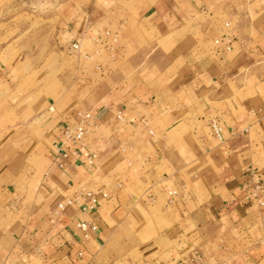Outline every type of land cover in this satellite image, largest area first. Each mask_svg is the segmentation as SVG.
Returning a JSON list of instances; mask_svg holds the SVG:
<instances>
[{"label":"crops","instance_id":"1","mask_svg":"<svg viewBox=\"0 0 264 264\" xmlns=\"http://www.w3.org/2000/svg\"><path fill=\"white\" fill-rule=\"evenodd\" d=\"M52 1L59 61L80 42L96 57L131 52L133 63L155 48L170 65L114 72L87 104L77 96L53 101L62 92L48 84L51 56L39 61L15 44L24 0H0V12L14 14L0 21V264H124L130 249L114 242L126 237L118 228L130 204L149 201L161 210L157 257L141 253L134 264H264V205L247 198L264 177V0ZM225 21L230 50L216 44ZM85 112L98 125L83 143L64 145L70 157L60 167L62 130ZM125 134L150 156L139 176ZM84 186L110 197L93 213L70 208L54 222L58 202ZM82 220L98 230L86 234Z\"/></svg>","mask_w":264,"mask_h":264},{"label":"rangeland","instance_id":"2","mask_svg":"<svg viewBox=\"0 0 264 264\" xmlns=\"http://www.w3.org/2000/svg\"><path fill=\"white\" fill-rule=\"evenodd\" d=\"M22 3L23 10L19 11L22 14L18 16L15 15L16 17L14 19L18 24L19 33V37L15 40V44H17V48L24 53L27 51L34 52L38 56L39 61H43L46 57L51 56L52 59H49L47 62L48 65L52 66V77L48 84L51 89H61L62 92L60 95L52 96L53 101L58 102L57 100L60 98L71 99L77 96L81 99L82 103L87 104L90 97L94 98V94L100 91L107 82V78L114 72L121 74L124 71L129 73L135 70L154 71L155 69L160 70L170 65L169 60L158 54L155 48H152L153 51L151 55L148 56L147 60L139 63L127 61L131 52H127V55L117 53L116 51H112L111 53L104 52L96 57L95 53L89 54L85 52L84 49H81L83 51L81 55L82 62L80 59H77L81 50L77 52L73 50H63L61 52L62 59L59 61L57 53H55V50L51 47V37L56 23V19H51V10L54 7L53 1L43 0L41 2H26V0H24ZM11 12L12 11L6 12V14L0 12V21H5L13 17L14 14ZM225 23L226 21L223 25L224 28ZM48 29L50 31H48ZM43 30H46L44 32L46 34L45 37L42 36ZM93 100L90 101V104L95 102ZM147 131V134L152 138L156 137L159 133L155 123L148 126ZM151 131H153V133H151ZM123 139L125 141L123 147L126 148L125 152H128V162L131 164L135 176H139L141 165L144 164L150 156L146 153L145 149L129 143L130 138H127V134H125V138ZM169 152H171V150ZM146 164L149 165V163ZM44 165L45 164H42L38 160L34 161V167L40 169V172H42ZM37 178L38 176H36V180ZM124 181L122 177L117 178L113 185L117 189L122 188L125 183ZM34 183H36L35 180L32 184ZM108 192L110 194L109 190ZM129 207L131 208V212L129 213L128 222L121 224L118 228L126 237L114 240L119 248L125 244V249H119L120 252L128 251V248L130 249L129 255L122 259L124 260V264H134V262H138L141 258V253H143V256L146 258H156L158 247L153 237L158 231V225H160L157 220V217L161 214L160 208L154 205L152 201L136 207L130 204ZM145 232L149 236L148 239L144 240L142 236ZM145 241L148 242V244L144 247L142 242ZM119 242H122V244ZM116 264L122 263L120 261Z\"/></svg>","mask_w":264,"mask_h":264},{"label":"built area","instance_id":"3","mask_svg":"<svg viewBox=\"0 0 264 264\" xmlns=\"http://www.w3.org/2000/svg\"><path fill=\"white\" fill-rule=\"evenodd\" d=\"M229 23L225 24V32H223L221 38L216 40L218 47L222 45L227 49H231V44L233 41V36L229 30ZM110 35L111 32L106 33ZM72 49L79 51L81 50V43L74 42L72 44ZM96 119L94 115L90 112H85L82 116L81 122L75 127H65L62 130L63 143L56 144V161L60 167H64L70 157V153L65 149V144L79 145L83 143L86 139V135L92 126H97ZM214 128L217 133L221 131V127L214 124ZM153 133V131H151ZM74 154H79L78 149L75 148ZM92 162V160L90 161ZM110 197V194L106 188H88L81 187L64 200L58 202L57 206L52 211L53 221H57L65 212L70 208H77L82 213H93L97 211L104 204L105 200ZM247 198L259 205H264V180L258 177L251 186L247 188ZM78 228L89 234L98 230L96 224H92L86 220H82L77 224Z\"/></svg>","mask_w":264,"mask_h":264}]
</instances>
